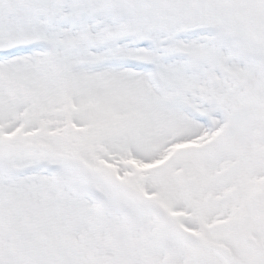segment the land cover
I'll list each match as a JSON object with an SVG mask.
<instances>
[{
    "label": "snow or ice",
    "instance_id": "snow-or-ice-1",
    "mask_svg": "<svg viewBox=\"0 0 264 264\" xmlns=\"http://www.w3.org/2000/svg\"><path fill=\"white\" fill-rule=\"evenodd\" d=\"M0 264H264V0H0Z\"/></svg>",
    "mask_w": 264,
    "mask_h": 264
}]
</instances>
